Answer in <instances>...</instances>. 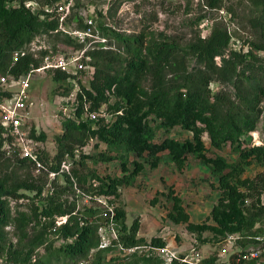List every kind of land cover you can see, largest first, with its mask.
<instances>
[{"label": "trees", "instance_id": "trees-1", "mask_svg": "<svg viewBox=\"0 0 264 264\" xmlns=\"http://www.w3.org/2000/svg\"><path fill=\"white\" fill-rule=\"evenodd\" d=\"M26 1L29 0H0V74L12 78H18L30 68H37L42 64L43 56L48 50H40L38 56L30 52L20 55V51L26 49L38 34H52L72 48L81 47L72 36L54 31L58 25L55 17L44 13L39 6L32 11L25 6ZM57 1L59 0H43L40 6ZM204 1L210 9H217L222 3V0ZM248 1L259 10V14L253 15L249 20L254 30L258 31L259 38L251 40L246 51L229 49L231 34L220 23L214 24L207 36L198 34L185 45H178L173 40L154 41L145 45L136 36H125L100 27L99 34L112 37L114 47L119 52L116 54L112 48L106 45L102 47L103 44L87 51L91 57L89 63L93 66L92 76L87 86L80 85L75 94V108L61 122V133L56 137V153L49 161L40 155L42 163L49 170L57 172L65 156L73 157L75 151L81 149L89 139L96 138L121 151L120 169L123 176L100 178L89 170L91 176L99 182L97 194L118 198V187L129 183L132 177L142 172L144 163L150 168H156L164 151L179 170L184 166L187 155L192 154L210 165L211 170L219 177L221 192L211 209L214 223L191 222L181 198L175 194L172 186L168 190L172 204L167 217L176 224L185 223L188 230L198 234L208 231L219 240L238 233L241 237L256 241L254 237L262 234L261 224L264 221V199L260 194L264 188V145L242 147V137L256 130L262 112L264 0ZM76 5L78 2L73 5L65 23L69 27L86 28L85 18L74 11ZM108 45H111L110 42ZM189 60H192L191 65ZM82 72L86 71L70 73L56 69L52 73V79L56 82L74 79ZM144 81H148V86H143ZM211 83H217V88L213 90ZM8 95L10 92L0 87V97ZM111 95L119 100L110 103ZM104 104L114 113L112 120L105 121L102 117L95 120L85 115L97 113ZM175 126L190 132L191 136L182 140L165 136L160 142L155 141L158 129L168 133ZM203 133L207 134L210 145L214 148L220 149L228 143L238 154L239 161L230 163L219 154L207 155ZM30 136L36 140H44L46 137L44 133H36L35 127L30 129ZM3 141L0 126V153L21 166L33 164L27 158L20 157L16 150L4 148ZM129 153L134 156L130 161L133 166L131 170L127 166ZM98 155L91 156L80 151L79 159L71 166V175L61 173L70 183L72 177L79 188L86 189L87 174L81 173L80 169H89L87 159H97ZM110 158L111 156H101L99 160ZM143 158L144 162L138 160ZM253 159L263 167L256 182L241 178L244 166ZM241 187H245V190H241ZM24 188L34 190L35 186L24 184ZM247 198L250 201L246 204ZM50 200L52 201L51 196H46L47 203ZM154 201L155 198L151 200L152 203ZM111 205L112 212L104 209L95 214L90 209L87 218H78L70 209L57 210L67 217L56 226V230L63 239L70 240L60 245L54 255L36 259L31 264H48L59 257H86L99 244L97 227L109 222L117 227L119 241L124 248L140 245L157 248L166 246L161 237H153L149 242L139 237V220L135 218L127 224L126 209L115 203ZM46 213L51 214L48 210ZM8 217V206L0 200V235ZM257 224L260 225L256 226ZM242 254L243 252L232 254L228 264H257L258 258L244 260L240 257ZM140 259L144 264H160L157 258L150 255ZM217 261L216 257L211 256L203 262L226 264ZM170 264H177V261L173 260Z\"/></svg>", "mask_w": 264, "mask_h": 264}, {"label": "rangeland", "instance_id": "rangeland-1", "mask_svg": "<svg viewBox=\"0 0 264 264\" xmlns=\"http://www.w3.org/2000/svg\"><path fill=\"white\" fill-rule=\"evenodd\" d=\"M33 1L39 5L43 2ZM76 2L78 5L74 6V11H78L83 18L89 16L92 19L93 31L100 33V27H106L125 36H136L145 45L165 40L185 45L198 34L207 36L216 23L228 28L231 34L229 49L246 51L249 42L259 38L258 31L249 22L253 15L259 14V10L248 0H222L217 9L207 7L204 0H74V4ZM36 36L40 40L38 45L45 46L50 55L72 49L52 34ZM104 36L107 38L106 46L117 54L119 51L114 47V39ZM122 56L125 54L122 53ZM191 64L192 60H189V65ZM91 74L92 72H82L74 79L57 82L52 79V72L47 70L32 74L29 99L33 104L28 108L26 126L35 127L36 133L46 135L44 140H37L36 145L42 158L49 161L56 153V137L61 133V122L75 108V94L81 84L87 86ZM143 86H148V81H144ZM217 86V83H211L213 90ZM0 87L15 90L18 85L0 83ZM63 96L66 99H61ZM117 99L119 100L111 95L110 103ZM262 99V112L257 128L242 137V147L264 145V94ZM101 117L105 121L114 118V113L106 104L96 113V119ZM1 120L0 114V122ZM165 136L182 140L190 137L191 133L179 126L173 127L168 133L158 129L155 141L160 142ZM202 138L207 146V155L219 154L230 163L239 161L238 154L228 143L217 149L210 145L206 133H203ZM80 151L91 156H111L104 161L99 160V155L97 159L89 158L86 161L89 169L79 168L81 173L87 174L86 189L83 190L72 177L70 183L62 173L52 177L49 171L37 168L35 164L21 166L0 153V200L6 203L9 213L0 235V264H31L36 259L54 255L60 245L68 242L70 239H63L56 230V226L64 222L67 215L57 210L70 209L78 218H87L90 209L99 214L104 209L112 208L111 203L126 209L127 224L135 218L139 220V237L147 242L153 237H161L166 246L161 249L140 245L132 251L122 249L124 246L119 241L117 227L109 222L97 227L99 244L86 257H59L48 264H144L140 258L147 255L157 258L160 264H167L172 254L186 257L194 264H204V259L211 256L216 257L217 262L228 264L232 254L242 248H256L261 243V255L257 264H264L262 241L241 237L238 233L231 240L228 237L219 240L208 231L198 234L188 230L185 223L176 224L167 217L172 204L168 190L172 186L175 194L181 198L191 222L214 223L211 209L217 203L221 191L219 177L211 170L210 165L188 154L184 166L179 170L164 151L156 168H150L144 163L143 171L132 177L129 183L121 184L118 187L120 196L114 198L96 193L99 182L91 176V171L100 178L123 176L120 169L121 151L91 138L81 149L75 151L73 157L65 156L63 161L68 166V171L64 170L66 174L71 175V166L79 159ZM132 159L134 156L129 153L127 166L130 170L133 167L130 163ZM138 160L144 162V158ZM41 164L48 169L42 161ZM262 170L263 167L256 160H250L244 166L241 178L256 182L255 179L262 174ZM24 184H32L35 189H25ZM241 190L244 191L245 187H241ZM260 194L264 199V188ZM46 196H51L52 201L47 203ZM153 198L155 201L152 203ZM247 199L246 204L250 201V198ZM47 210L51 212L50 215L46 213ZM97 250L100 251L97 253Z\"/></svg>", "mask_w": 264, "mask_h": 264}, {"label": "built area", "instance_id": "built-area-1", "mask_svg": "<svg viewBox=\"0 0 264 264\" xmlns=\"http://www.w3.org/2000/svg\"><path fill=\"white\" fill-rule=\"evenodd\" d=\"M73 5L74 0H59L54 4L44 6H40L39 4L31 0L25 2V6L30 7L32 11H34L37 6H39L42 7L44 13L49 14L50 17H55L58 25L54 31H59L61 33L72 36L78 43L81 44L80 48H72L69 51L59 52L55 55H50V53L47 52L43 56V62L39 67L30 68L26 73L20 75L18 78H12L8 75L0 76L1 84L5 83L8 86L14 84L18 85V88L15 90L2 87V89L8 90L10 92V95L8 96L0 97V114L2 116L0 126L2 128V135L4 137L3 147L6 149L11 148L12 150H16L20 157L27 158L30 162L35 164L37 168H42L46 171H49V174L52 177L57 175L58 173L64 172V170L68 171V166L66 165L65 161H63L57 172L46 169V167L41 164L39 150L38 148H36L38 142L35 138L30 136L31 127L26 126L28 108L33 104V102L29 99L32 74L35 72L46 70L53 73L56 69H60L70 73H77L83 70H85L86 72H93V66L89 63L91 57L87 53V51L99 47V44H103L102 47H106L105 45L107 41V38L105 36L91 29L92 19L87 16L85 18L86 28L78 29L66 25L67 23L65 22L72 11ZM34 38L27 45V50L24 49L20 51V55H24L26 52H30L32 53V55L38 56L40 50L47 49L41 44L38 45L40 40L37 36L35 39ZM61 99H66V97H61ZM85 115L89 116L92 119H96L95 112L87 113ZM7 136H9V138ZM8 140H10V143L8 142ZM108 209L112 212L111 208ZM259 225L260 224H257L256 226ZM261 226L263 228L262 234L255 236L254 238L256 241L264 242V221ZM234 235L235 233L229 234L227 237L231 240L234 238ZM238 235L236 236V238L238 237ZM261 246L262 243L256 248H242L239 251L243 252L240 257L244 260L258 258L261 254ZM121 248L127 251H132L138 247ZM173 260H176L177 264H194L191 261L187 260L186 257H181L176 254H172L170 256L167 264H170Z\"/></svg>", "mask_w": 264, "mask_h": 264}]
</instances>
